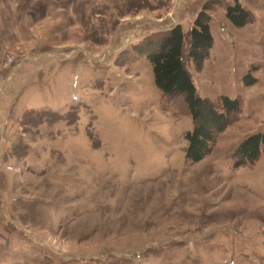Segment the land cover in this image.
<instances>
[{
    "label": "rangeland",
    "instance_id": "rangeland-1",
    "mask_svg": "<svg viewBox=\"0 0 264 264\" xmlns=\"http://www.w3.org/2000/svg\"><path fill=\"white\" fill-rule=\"evenodd\" d=\"M56 1L0 24V61L13 60L0 73V264H264V156L230 158L264 128V0H240L243 27L211 12L208 59L200 71L185 59L200 96L242 98L194 163L183 102L162 97L133 51L152 26L133 29L128 15L163 8L158 23L187 30L206 0H82L84 17Z\"/></svg>",
    "mask_w": 264,
    "mask_h": 264
},
{
    "label": "trees",
    "instance_id": "trees-1",
    "mask_svg": "<svg viewBox=\"0 0 264 264\" xmlns=\"http://www.w3.org/2000/svg\"><path fill=\"white\" fill-rule=\"evenodd\" d=\"M223 8L226 19L234 27L246 25L249 12L239 0H206L194 16L190 27L175 24L164 30H153L133 44V51L143 55L151 64L154 82L166 100L179 98L192 120L191 129L184 133L185 160H202L216 145L219 135L235 123L242 111V98L219 95L217 100L200 96L196 90L186 62L191 61L200 71L210 55L213 36L210 30L211 12ZM185 59L187 61L185 62ZM251 66L242 75L245 86L257 78ZM178 113L176 108L173 109ZM264 156V128L244 137L230 154L234 167L254 164Z\"/></svg>",
    "mask_w": 264,
    "mask_h": 264
},
{
    "label": "crops",
    "instance_id": "crops-1",
    "mask_svg": "<svg viewBox=\"0 0 264 264\" xmlns=\"http://www.w3.org/2000/svg\"><path fill=\"white\" fill-rule=\"evenodd\" d=\"M59 1L63 2V3H61L62 5L64 3H66L65 5H63V7H65L64 9H66V8L69 9L70 7L74 8L77 6L76 9L80 10V12L78 14L83 16V17L85 16L84 13H85V8H86V3L79 4L82 0H59ZM90 1H93V3H92L93 5H99V4L101 5L103 3L111 5V3H112L111 0H90ZM31 2L34 3V0H29V2L27 3L28 7H26L24 5L23 0H0V24L8 22L10 24H14L13 26H15V24H18V23L30 22V20H31L30 18H32V14H33L32 11L30 10V7H31L30 3ZM239 2H241V1L239 0ZM48 3L49 4H47V2H46V4H45V12L43 14L44 19H45V17L48 18L49 16L53 15L52 9H50L52 6L51 1L50 2L48 1ZM57 5L60 6V4H57ZM81 6H83L84 8H82ZM56 9H59V8H56ZM162 10H163V8H156V9H153V10L147 12V13L140 11L137 13L136 17L135 16L129 17V15H128V23L132 25L133 29L135 27H145V26L147 28H148V26H152V29L150 28L151 31L167 29L171 26L170 22L168 24L164 25L165 23H158L159 21L155 20V18H157V16L161 15ZM158 11H160V12H158ZM72 13H68L67 16L72 15ZM83 17H81V19ZM76 18H79V16L77 14H76ZM83 20H84V18H83ZM12 29L14 31H16L15 30L16 28H12ZM210 30H211V26H210ZM11 33L13 35H15L13 32H11ZM147 34H148V32H147ZM213 39H214V37H213ZM8 79L9 78L7 76L5 78H0V84L3 83L5 80H8Z\"/></svg>",
    "mask_w": 264,
    "mask_h": 264
},
{
    "label": "built area",
    "instance_id": "built-area-1",
    "mask_svg": "<svg viewBox=\"0 0 264 264\" xmlns=\"http://www.w3.org/2000/svg\"><path fill=\"white\" fill-rule=\"evenodd\" d=\"M168 15H171V13H168ZM175 24H179L177 17L172 18V23L170 22V25H175ZM12 64H13V60L10 56L4 58L2 61H0V73L2 72L3 69L8 68ZM0 93H1V88H0Z\"/></svg>",
    "mask_w": 264,
    "mask_h": 264
}]
</instances>
